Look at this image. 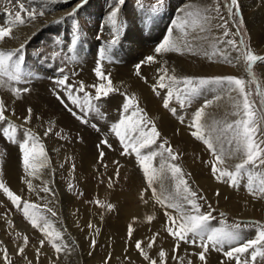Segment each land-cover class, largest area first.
Returning a JSON list of instances; mask_svg holds the SVG:
<instances>
[{"label":"rangeland","instance_id":"rangeland-1","mask_svg":"<svg viewBox=\"0 0 264 264\" xmlns=\"http://www.w3.org/2000/svg\"><path fill=\"white\" fill-rule=\"evenodd\" d=\"M89 1L90 0H62V3L69 6L77 3V6L81 7L82 5V10L84 11L86 7H88L87 2ZM247 1L250 0H237V4L232 5L231 0H126L125 6L128 8L138 7L144 9L149 15H153L150 16L153 18V21H156L157 19L155 17L158 18V15L161 14L163 20H160L163 26H165L164 29L166 32L164 33L165 36H162V40L169 35V28L173 26L175 32H178V34L174 32L176 37L173 35V40L180 35L183 36L187 49H193L195 52V54L193 53V57H197L192 59L202 58V69L193 72L194 74H188L183 71L181 65H178L174 67L175 70L178 67V72H176L178 75L186 74L188 77L194 78H211L231 75L243 79L245 81L246 92L249 93V101L259 118L261 114H264V60H258L252 64L251 72L253 75L250 76L247 71V62L243 58V52L247 49L257 56L264 57V43H261L259 46L257 44L256 46L253 45L248 19L254 17V12H252L251 16L249 15L250 9L248 7L250 3L247 4ZM7 2L13 3V0H7ZM260 4L264 5V0H261ZM217 6L219 7L218 12L216 11ZM197 7L209 9V15L212 17L210 25L211 30L205 33H192L189 31V34L184 36L182 30L176 27V24L181 19L185 10H191ZM229 7L232 9L231 13H229ZM260 15L261 14H258V16ZM74 20L76 37L81 38L80 40L83 42L84 48L80 49V46V48H75L73 45L71 46L73 48H71L68 40L62 38V36L60 37L54 30L48 31L46 34L51 39L39 38L37 41L39 46L34 48V52L38 55L40 54L39 57L42 65H44V72L49 71L54 74L58 72L62 77H67L69 75L67 73L68 68L77 69V75L73 74L75 76H78V73L83 70L82 62L86 61L87 59L85 57L92 52L91 41L89 40L95 36L97 43L100 37L98 34L94 36L91 35L94 23L92 21L89 22L86 17L82 16L80 19H75V17L70 18L71 22ZM153 26L156 27L154 24ZM225 31L228 32V36L226 37L224 36ZM196 34H200V36H196L200 38L194 39V37H192ZM204 37H207V39H204ZM190 38L192 42L190 47H188ZM241 38L244 41L243 46L239 44ZM226 40H235L237 42V47H235L234 50L241 53V58L245 65L244 69L241 68L242 72H240V74H235L233 70H231L232 67L230 60L227 59L228 56L225 55L224 57L226 53L223 52V54L222 50H220V48H222L221 44ZM40 46L44 48V50L38 51ZM93 49L96 50L95 53L97 57L102 58L101 51L98 50V47H94ZM83 50L85 53H81ZM216 51L224 57L223 64H225L224 66L226 67L223 72L219 73L211 71V67L217 62V58L215 57ZM107 53L108 60L112 58L111 61L113 60L115 63L123 61L111 52L108 51ZM91 55L94 57L93 53H91ZM23 63L24 64L21 65L22 70L25 73H31L32 76L28 78L27 83H14L15 87H27L29 91L26 93L21 92L19 95H16L13 92L8 94L6 93V89L2 88L0 92V100L4 101L5 116L7 117L6 121H0L1 139L4 142H9L11 146H14V151L16 152L17 144L20 145L27 138L25 136L26 130H29L30 134L35 135L36 139L34 141L29 140L27 145L30 150L29 163L31 161L30 164L36 166L37 176H44L43 178H46L45 180L48 181V184L54 189V194L56 193L53 197L54 205L57 206L54 211L55 215L53 216L47 212L45 218L50 221L49 224L51 227L49 231H59L61 233V238L67 240V242L63 241V245H66V248L61 251V254L63 255L68 251L79 259L87 253L98 257L97 262H101V260L107 261L108 256L115 253V248L117 246L115 242L124 244L126 238H129L130 226L127 220V210L147 202L143 198L144 195L153 199L155 197L151 191L153 188L156 189L157 193L159 192L161 194L162 199L165 196H174L176 181L172 178L171 172L166 171L164 173L166 178L163 180L164 190L161 193L159 181L154 182L151 187L148 185L144 170L136 154L132 152L131 149H129L128 153H124L123 147L117 148L116 144H114L112 148H108V143H102L105 139L103 138V134L110 135V131H112L110 128L112 129L111 125H113V123L109 126L107 123L115 113H111L110 110L112 107L118 108L115 103L119 102L121 100L120 98H113L107 95L96 99L95 96L94 98H88V104H85V98H83L79 105H76L64 98L59 91L54 89L51 91L49 90V96H45L40 83L49 81L51 77L48 73L44 74L43 71H40L34 59H27ZM139 72L142 71L139 70ZM153 72L154 71H151L148 74L145 82L153 79L151 78L153 77ZM40 78L43 80H40ZM182 80L183 79L179 80L181 83L175 85V87H178L177 89L182 88L183 90L184 85ZM147 83L150 85L149 82ZM180 84L182 85L179 86ZM165 91L164 89H157L156 87V91L152 94L154 107L157 109L158 113H152L151 109L140 100L136 101L134 106L128 110L129 112H123L129 114V116L125 117H130L132 112L136 111L138 115L133 117L134 120L144 115L147 119L146 121L154 123L158 132L160 131V137L157 138L156 143L151 145L149 149H141V153L147 154L148 151H164L159 148V145L162 143L165 144L166 148L170 146L173 153L177 154V159L172 161L168 158L167 152H164L166 163H175L179 165L182 169L183 178L187 181L189 188L197 193V198H204L197 199V202L202 206L201 211H208V205L211 203L214 219L210 222V225L212 227H220L222 226V222L227 225L239 224L241 243L255 239L249 238V236L253 235V233L256 235L261 228L264 227V221L262 219H257V217L241 218L217 202L207 201L202 193L197 190V187L194 188V182H198L201 178L206 179L208 175L202 167V162L204 164L206 161L211 162L207 154L211 153L213 157L212 163L215 162V157L208 149L207 145L204 144L203 148H199L197 143L190 145L185 143L181 136L182 132L188 130L186 126L188 124L192 125L194 113L204 106L206 101H212V103L205 108V115L202 118V124L205 125L202 131L205 135L208 133L207 126L211 125L213 121H218L219 124L217 127L222 129L227 123H232L237 119H241L243 97L239 95L235 86L229 89L226 86L207 84L201 86L198 95L191 97L190 100L186 99L183 106L179 100H176L175 96H172L169 99V107L165 108L164 99L167 97V94L164 93ZM217 97H219V99H217ZM237 101H240L241 108L239 114H234L237 112L236 108H234V104ZM89 105L91 106L89 107ZM123 105L124 104L119 103V111L121 112L123 111ZM29 108L32 110L31 119L26 122L25 117L28 116ZM173 108L176 109L175 115L171 111ZM69 109H71V111H69ZM137 109L142 110V112L137 111ZM73 113H75V115ZM120 114L121 113H116L115 116ZM159 114L160 117H158ZM11 116L15 119H11ZM161 116H164L166 120L161 122ZM78 117H82L87 123L82 122V119ZM181 117H183V122H181ZM8 121H11L17 126L16 142L7 139L3 135V128L7 126ZM150 127L151 125L148 124L145 130H150ZM256 127L258 130L254 134V141L261 149H264V120L258 119ZM48 129H51V131H48ZM46 131H48L47 135H45ZM226 135L230 137L231 133L229 132ZM214 143L217 149H219L220 143L215 140ZM41 144L44 147L46 158L45 156H39V145ZM34 145L36 151L33 150ZM223 147L225 149L224 158L226 163L224 165H217L230 169L232 166L230 162L233 163L234 161L235 165L241 162V156L239 154L232 156L234 158L233 161H228L229 156H231L229 154L235 147L234 143L230 145L225 139ZM201 150L206 153L203 155ZM89 152L94 155L92 158L86 159V154ZM101 152L104 154L102 158L100 156ZM189 162L192 163L191 166L188 165ZM160 163L161 157L157 156L153 159L152 166L159 169ZM249 169L253 172H264V166L253 169L250 165ZM32 172L35 173V170L32 169ZM57 190L63 193L61 192L62 194H59ZM97 201H99V203H97ZM164 202L166 203L163 204L164 209L171 211L177 216V222L179 223V212H177L176 209L168 207V203H170L169 200H164ZM103 203L111 204L113 207L111 209L108 207L104 208ZM185 207L190 208L191 206L185 205ZM8 211V208H0V214H6ZM39 211H41V209H39ZM221 213H223V216H221ZM89 224H91L92 227H89ZM139 229L140 228L136 227L132 230V234L136 238H140L141 236ZM39 233L40 229L34 227L32 238L35 246L39 244V238H41ZM61 238L57 239L56 242H59ZM46 239L47 249L49 251H55L52 247V241L48 238ZM93 240H95V245L92 244ZM188 246L191 248L192 245ZM227 247L228 245L224 246L222 249L223 253L228 250ZM190 250L191 249H188L187 251Z\"/></svg>","mask_w":264,"mask_h":264},{"label":"bare ground","instance_id":"bare-ground-1","mask_svg":"<svg viewBox=\"0 0 264 264\" xmlns=\"http://www.w3.org/2000/svg\"><path fill=\"white\" fill-rule=\"evenodd\" d=\"M5 1L7 2V0H0V26H11L13 32L10 38L0 41V50H15L19 48L21 44H24L25 47L22 53H20L24 56V61L27 59H34L37 64L36 66L40 69V71H43L44 74L48 73L51 77L49 81L40 83L45 96H49L50 91L54 89L59 91V93H61V95L67 100H69V91L73 97H77L81 101L85 98V93L89 94L88 98H94L96 96V90L93 86H99L100 83H104L107 86L108 79L101 80L95 73V69L99 66L105 77L111 80L112 87L116 89L115 91L110 92L108 96L121 99L119 102L115 103L118 108L112 107L110 110L111 113L121 114L116 116L115 114L112 115L110 121L107 123L108 126L112 123H118L121 119H124L125 116H129L128 113H123L125 112L124 108L122 112L119 111V103L125 104L126 97L134 96L135 101L140 100L151 109L152 113H158L157 109L154 107L152 94L154 92V86H156L157 89H164L166 90L164 93H168V87H158L160 77L165 75L164 69H167L164 80L166 85L169 84L167 77L171 75L177 77L178 80L188 77L186 74L178 75L176 73L178 72V67L176 70L174 67L178 65H181L183 71L188 74H194L193 72L202 69V58L199 57V59L193 60L192 58L195 57H193V53L195 54V52L193 49H187L186 46L183 47L181 51H169L163 54L155 53V48L161 43V41L163 42L162 36H165L164 33H166L164 29L165 26H163L161 22V20H163L161 18V14L158 15L159 20L154 16L157 20L153 21V18L150 17L153 15H149L144 9H140L138 7L128 8L125 6L126 0H123V3H120L119 0H90L87 2L88 4L86 3L88 7H86L84 11L82 10V5L80 7L77 6V3H75L74 5L69 6L62 3V0H13V3H6ZM260 2L261 0L247 1V4L250 3L248 7L250 9L249 15L251 16L252 12H254V17L251 18L249 16L251 21L248 19L250 34L253 39L254 46H256V44L259 46L261 43H264V5L260 4ZM20 4H23L25 9L36 13L35 19L28 20L27 15L22 13V18L25 20V24L10 25L9 21L14 20V14L19 10L18 5ZM117 9V23L113 26L109 22L108 18L112 11ZM40 13L43 14L40 15ZM258 14L261 15L258 16ZM82 16L86 17L89 22L92 21L94 23L91 35L94 36L98 34L100 40L96 43L95 36H92L93 38L89 41H91V53H93L94 57H92L91 53L87 54L88 58L85 57L87 60L82 62L83 70L78 73V76H75L78 72L77 69L68 68L67 73L69 75L67 76V81L64 85H60L58 81L64 77H62L58 72L55 74L49 71L44 72V65H42L39 57L40 54L38 55L34 52V48L39 46L37 42L39 38H47V40L51 39L46 33L50 30H54L58 35H60V37L62 36V38L68 40L70 47L72 45L75 46V48L80 46L81 48H79L83 49L84 44L80 40L81 38L76 37V32L74 30L75 20L73 22L70 21V18L75 17V19H80ZM153 24L156 27H154ZM169 29L173 30L172 37L173 35L176 37L178 32H175L174 27L172 26ZM174 32L176 34H174ZM195 36H200V34H196ZM191 38L188 41V47L191 45ZM113 40H115V43H112ZM94 47H98V50L100 51L104 50L103 59L97 57V54L95 53L96 50L93 49ZM221 47L222 48H220V50H222V53H226H223L224 57L227 55V59L230 60L232 67L231 70H233L235 74H240V72H242L241 68L244 69L245 66L244 61L241 58V53L235 51L234 47L230 46L225 41L221 44ZM39 50H44V48L40 46L38 51ZM108 51L123 61L115 63V61H111L112 58L108 60V56L106 55ZM81 53H85V51L83 50ZM150 55L155 57L152 62H148L146 59ZM215 57L217 58V62L213 67H211V71H215L217 73L223 72L226 69L224 66L225 64H223L224 57L217 51L215 53ZM137 64H140L139 70L142 71L139 72V74V70L136 68ZM151 71L154 72L153 77H151L153 79L151 81H147L150 83L149 85L145 82V79L147 80L148 74ZM41 79L42 78H40V80ZM81 82L84 84V90L78 91ZM181 85L182 84L179 86ZM12 87H15L14 82L11 85L5 84V86L0 87V92L2 88H5L6 93L11 94L12 91L10 89ZM175 88L177 89L178 87ZM180 90H182V88H180ZM174 96L176 97L175 90L173 91V97ZM158 117H160V114ZM11 119L15 118L11 116ZM165 120V117L161 116L160 121L162 122ZM190 125L191 124H188L186 126L188 130L181 133L183 141L190 145L197 143L199 148H203V141L192 135V132L196 131V128L191 127ZM110 130L112 129L110 128ZM1 136L2 135H0V181L9 187L14 194L21 196V206L18 208L14 205L11 199L3 193L2 189H0V208H8L9 210L6 214H0V264H9V262L10 264H81V262L82 264H150V260L145 259L144 255L141 254V251L137 249V241L141 242L144 252L147 253L151 260H155L157 264H161V258L159 256L161 250L166 253V256L163 258V264H188V261H191L192 264H236L235 259L229 260L224 256L222 250H217L213 247L209 248L208 252L205 253V261L201 262L198 256V253L202 250L198 246L199 241H197L196 245L178 242L177 238L173 237L167 231V228L171 226L169 215L176 217L177 221L178 217L171 211L164 209L163 204L165 202L161 203L156 196L152 199L147 195L143 196L144 200L147 202L143 205L127 210L128 225L132 230L136 227L140 228V238L134 237L131 232V236L128 235L129 238H126V242L124 244L115 242L117 243L115 253L110 254L107 261L101 260V262H97L98 257L93 254L85 253L84 256H81L78 259L72 255L73 253L68 251L63 255L61 252L57 253L56 251H49L47 249L46 239L48 237L42 231L44 224L43 220L39 221V227H35L40 229L39 236L41 237L39 238V244L35 246L32 238L34 226L24 215L23 202L28 201L29 203L36 204L38 206L37 211L45 217L48 212V208L55 211V208L57 207L53 202V197L56 193L54 194V189L48 184V181L45 180L46 178H43L44 176H37L36 169L33 175H29V173H32L33 168L30 167L28 171H25L22 160L23 152L21 151L20 145L17 144V151L15 152V147L11 146L9 142H4L1 139ZM103 138H105L104 140H107L108 148H112V145L114 144H116L117 148L123 147L119 137L113 131H110V135L103 134ZM93 153H87L86 159L92 158L94 155ZM201 153L204 155L206 152L201 150ZM207 156L211 159V162L206 161L205 164L202 162V167L208 175L206 176V179L201 178L198 182H194V188L197 187V190L202 193L207 201L217 202L241 218L257 217V219L260 218L264 221V196L259 193H257L256 196H253L248 192L246 187L247 175L241 179L239 187L231 186L227 178L217 180L212 172L213 157L211 156V153H208ZM233 160L234 158L229 156L228 161ZM230 164L232 165L230 168L231 170L229 168L228 170L234 171V161L233 163L230 162ZM188 165L191 166L192 163L189 162ZM217 167H220L221 169L225 168L219 165H217ZM26 181H31L33 190H29ZM44 187H48L51 191L48 193L44 192ZM61 192L62 191H58L59 194L63 193ZM217 192L219 195H217ZM158 194L160 193L158 192ZM108 203H103L104 208H107V205H109ZM39 209H41V211H39ZM148 217H152V219L149 220ZM47 221L50 223L49 220ZM258 233L256 235L253 233V235H250L249 238L256 239L258 237ZM25 236L28 237V243L26 245L24 243ZM153 237H155L154 241L152 240ZM41 240H44L43 246L40 244ZM63 241L67 242L65 238H61L57 243L64 244ZM241 242L242 241L240 239V241L233 246H239V243ZM149 243H152V247L150 248L148 247ZM188 245H192L191 248ZM20 247H24L23 253L19 252ZM187 248L191 250L187 251ZM5 249L7 250V260H5ZM37 249H39V252H37ZM227 249H229V246ZM246 258L250 259V250L249 253L241 256L242 260ZM256 264H264V258L258 257Z\"/></svg>","mask_w":264,"mask_h":264},{"label":"snow or ice","instance_id":"snow-or-ice-1","mask_svg":"<svg viewBox=\"0 0 264 264\" xmlns=\"http://www.w3.org/2000/svg\"><path fill=\"white\" fill-rule=\"evenodd\" d=\"M120 3H123V0H119ZM232 5L237 4V0H231ZM19 10L14 14V20L9 21L10 25H23L25 24V20L22 18V13L27 15L28 20H34L36 13L33 11H29L24 8L23 4L18 5ZM216 11H219V7L217 6ZM232 9L229 7V13H231ZM117 10H113L109 16V22L115 26L117 21ZM43 13H40L42 15ZM211 19L212 17L209 15V9L207 8H193L191 10H185L182 14L181 19L177 22L176 27L182 30L184 36L189 34V31L192 33H205L211 30ZM226 27V24H225ZM172 31L170 30L169 35L163 40L155 48V53L163 54L169 51H181V49L186 45L183 36H178L175 40L172 38ZM13 29L11 26H0V41H4L6 38H10L12 36ZM224 36H228V32H224ZM200 37L194 36V39H198ZM207 39V37H204ZM227 44L232 47H237V42L235 40H226ZM115 43V40L112 41ZM240 46L244 45V41L241 38L239 41ZM25 45L21 44L19 48L15 50H0V87L5 86V84L11 85L13 82L16 84L27 83L28 78L32 76L31 73H25L22 70L21 65L24 62V56L22 53ZM104 56V50H101V57ZM243 58L247 62V71L250 76H252L251 67L252 64L258 60H264V57L257 56L253 54L252 51L245 49L243 52ZM148 62L154 61L155 57L150 55L147 58ZM239 59V58H237ZM137 70L140 68V64L136 65ZM165 75L167 73V69H164ZM95 73L97 77L101 80L108 79L107 86L104 83H100L99 86H93L96 90V99H99L101 95L107 96L110 92L115 91L111 85V80L105 77L104 73L101 71L98 66L95 69ZM139 74V71H138ZM165 75L160 77V83L158 85L159 88L168 87L167 97L164 99V107H169V99L173 96V91L176 92V99L180 101L183 106L186 99H189L193 96H196L200 92V88L203 85L207 84H215L219 86H226L229 89L232 86H235V89L238 90V93L242 100V118L233 121L232 123H227L224 128L219 129L217 125L218 121H213L211 125H208V133L204 134L202 129L205 127L202 124V118L205 115V108L212 103V101H206L204 106L198 109L194 113V120L191 127L196 128V131L192 132V135L197 139L203 141L205 145H207L208 149L213 153L215 157V162L212 164V172L217 180H223L227 178L230 182L231 186L239 187L241 179L247 175V190L253 196H256L257 193L264 196V172H253L249 169L251 165L253 169L258 168L259 166H264V149H261L254 141V134L257 132V121L258 119L264 120V114L258 118L256 112L253 110L252 105L249 101V93L246 92L245 89V81L241 78H237L236 76L226 75V76H216L211 78H194V77H184L182 83L184 85L183 90L174 89V86L178 83H181L175 76H169L167 79L169 80V84L166 85L164 83ZM6 78V79H5ZM254 79V77H253ZM67 81V77L60 79L58 83L60 85H64ZM14 94L19 95L21 92H28L29 89L27 87H12L10 89ZM84 90V84L81 82L78 91ZM156 90V86H154V91ZM159 94V93H157ZM88 95L85 93V104H88ZM68 99L71 100L73 104L79 105L80 100L77 97H73L71 92L68 93ZM219 99V97H217ZM136 103L135 97H126V103L123 105L125 112H127L130 108L134 106ZM91 105H89L90 107ZM234 108H236L237 112L234 114H239L241 103L237 101L234 104ZM71 111V109H69ZM137 111H141L137 109ZM173 114L175 115L176 109H171ZM31 108L28 109V116L25 117V121L31 119ZM75 115V113H73ZM137 116V112H132L130 117H125L121 119L118 123L112 125V131L119 137L121 144L123 145L124 153H128L129 149L136 154L138 158L145 176L148 180V185L151 187L154 182H160L161 193L164 190L163 180L166 178L164 173L166 171L171 172V176L175 179V195L174 196H165L161 199V194H158L156 189L153 188V195L157 197V199L164 203V200H169L168 207L176 209L179 212V223H177V218L169 215V220L171 221V226L167 228V231L175 238H177L178 242L191 243L193 245L197 244L199 241V247L202 249L199 253V260L201 262L205 261V253L208 252L210 247L216 248L217 250H222L225 245L229 246L227 251H224V256L229 260L235 259L236 264H256L257 258H264V227L258 233V237L256 239H251L243 243H239V246H233L240 241V233H239V224L235 225H227L222 222V226L220 227H212L210 222L214 219L212 212V206L208 205V211H201V204L197 202V199H204L203 197L197 198V193L192 191L189 188L187 181L183 178L182 169L179 165L175 163H166L164 158V152H167L168 158L172 161L177 159V154L173 153L170 146L167 148L165 144H160L159 148L164 151H148L147 154H142L141 149H149L151 145L156 143L157 138L160 136L156 125L151 121H146L144 115H141L139 119H133V117ZM82 119V117H78ZM7 117L5 116V104L3 100H0V121H6ZM82 122L87 123L82 119ZM181 122H183V117H181ZM150 124V130H145L146 126ZM95 126V125H94ZM16 128L17 126L8 121L7 126L3 128V135L13 141L16 142ZM51 131V129H48ZM48 131L45 132V135L48 134ZM231 133L230 137L227 136V133ZM136 135H133V134ZM25 136L27 137L23 143L20 144L21 151L23 152V162L25 171L31 167L35 170V165L29 163L30 150L27 147L29 140H35L36 137L34 134H30V131H25ZM225 139L228 144L235 145L234 149L230 152L229 155L236 156L239 154L241 156V162L235 165L234 171L228 170L227 167L221 169L217 167V164L224 165L225 161V149L223 147V143ZM214 140L220 143L219 149L215 146ZM103 144H107V140L102 141ZM99 147V146H98ZM110 147V145H109ZM35 150V145L33 147ZM39 155L45 156L43 145H39ZM103 152L100 153L101 158L103 157ZM157 156L161 157V163L159 169H156L152 166V161ZM46 158V156H45ZM34 172L29 173V175H33ZM118 175V173H117ZM28 184L29 190H33V186L31 181H26ZM0 189L3 190L8 198L11 199L12 203L16 205L18 208L21 206V196L14 194L9 187H7L2 181H0ZM43 191L48 193L51 191L48 187H44ZM217 195L219 193L217 192ZM99 203V201H97ZM185 205H190V208H186ZM46 207V206H45ZM109 209L113 207V205H107ZM31 209V211H30ZM38 206L34 203H29L28 201L23 202V212L24 215L31 221L34 227H39V221L43 220L44 224L42 227V231L48 237L49 240L52 241V247L55 249L57 253H60L66 245L62 243H57L56 240L61 238V233L59 231H49L51 225L47 221L45 217H43L38 211ZM53 216L55 212L51 209H47ZM223 216V213H221ZM149 220L152 217H148ZM89 227H92L89 224ZM132 229L129 228V235H131ZM155 240V237L152 238ZM25 245L28 243V237H24ZM41 246L44 244V240L40 241ZM92 244L95 245V240L92 241ZM178 246V244H177ZM137 249L141 251V254L144 255L145 259L150 260V264H157L155 260H151L147 253L144 252L141 242L137 241L136 243ZM148 247H152V243L148 244ZM250 252V259H241L243 254ZM7 250L5 249V260H7L6 255ZM19 252H24V247L19 248ZM39 252V249H37ZM161 258V264H163V258L166 256V253L161 250L159 253ZM10 264V262H9ZM188 264H192L191 261H188Z\"/></svg>","mask_w":264,"mask_h":264}]
</instances>
